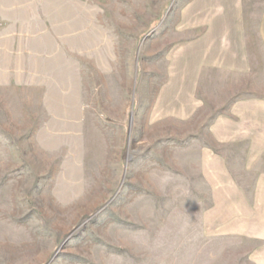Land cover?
Segmentation results:
<instances>
[{
	"label": "rangeland",
	"instance_id": "374dc122",
	"mask_svg": "<svg viewBox=\"0 0 264 264\" xmlns=\"http://www.w3.org/2000/svg\"><path fill=\"white\" fill-rule=\"evenodd\" d=\"M219 20L217 0H0V264H250L201 239ZM33 74L55 117L27 116Z\"/></svg>",
	"mask_w": 264,
	"mask_h": 264
},
{
	"label": "crops",
	"instance_id": "0c3cea01",
	"mask_svg": "<svg viewBox=\"0 0 264 264\" xmlns=\"http://www.w3.org/2000/svg\"><path fill=\"white\" fill-rule=\"evenodd\" d=\"M245 4L251 5L250 9L245 10ZM217 6L222 29H216L215 43L210 40L200 52L206 61V96L211 97L209 91L214 86L212 100L216 109L200 128H212L209 132L215 139L197 143L201 150L221 147L226 152L214 155L201 151L199 155L195 177L200 182V196L209 198V206L206 203L203 211L207 235L201 239L206 245L239 244L243 248L240 258L250 264H264V139L235 136L236 128L242 133H255V128H259L264 138V0H217ZM247 20L252 21L251 27H245ZM27 90L31 93V106L36 109L27 116L55 117L58 101L54 91L49 97L44 96V83L37 81L34 74L27 82ZM221 90H226L225 95ZM71 119L79 123V111L66 120L74 128L77 124ZM183 121L187 128L186 111ZM43 128L55 127L45 122ZM193 143L196 142L191 146L196 145ZM237 146L250 151L241 157L229 154L228 150Z\"/></svg>",
	"mask_w": 264,
	"mask_h": 264
}]
</instances>
